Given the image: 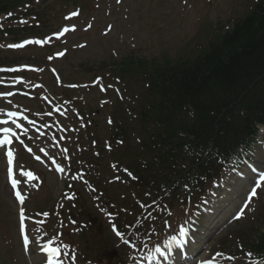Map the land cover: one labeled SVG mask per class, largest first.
I'll use <instances>...</instances> for the list:
<instances>
[{
	"label": "rangeland",
	"instance_id": "obj_1",
	"mask_svg": "<svg viewBox=\"0 0 264 264\" xmlns=\"http://www.w3.org/2000/svg\"><path fill=\"white\" fill-rule=\"evenodd\" d=\"M38 1L40 5H37L36 9L41 11V18L44 21V24L41 26V28H39V30L44 32V34H47L60 26L59 23L62 19V16L67 10L73 9L75 7L73 6V3L77 0ZM87 1H89L91 4L95 2H91V0ZM103 1L105 5L101 7L98 15L93 13V15H96L95 18H87L88 20L82 19L81 22L83 25H81L80 22H77V25L79 26L78 32L75 31V33L69 34L70 36L65 41V44L69 47L68 49L70 52L63 61L61 60L53 63H47L45 60H41L37 61L38 64L36 65L43 67V69H45L44 67L48 66L58 67L60 72L62 71L66 77L70 78L69 82H75L76 80L74 78H77V68L79 72L82 71L81 64L77 60L78 55L86 59V67L91 69L95 68V71L103 74L104 69L113 62L112 55L105 51L107 50V47L120 49L122 52L132 48H142V54L144 56L161 57L162 55L166 54L173 58L178 56L184 57L193 49L195 44L193 34L197 29L195 22L199 18L198 9L202 0H128L131 4L130 20L128 14L125 11H121L116 7L114 4L115 0ZM148 5H152L154 7V11L149 10L147 8ZM25 9L26 8L23 7V10ZM140 17L143 18L140 19ZM85 25H88V28H91L87 32L83 31L81 28V26ZM106 25H113V30L108 35V37L103 40L99 36L103 32V28ZM91 38L94 40L88 46H86L83 51L77 53V51L73 50L75 48L74 44L77 45V42H81L79 46H82L87 39ZM39 52V58L47 55L40 50ZM38 57L37 59H39ZM6 58H9L11 62H13V60L17 61V59L24 60L20 56L0 51V61ZM118 83L121 84V82L114 80L111 86L120 87ZM63 91L64 90H60L53 85V92L55 93L54 96H59L61 93L72 94L67 90L64 92ZM86 93H88L90 101H92L89 106H92L98 110L96 113L98 116L96 115L95 118L97 126L95 127L94 124L93 129H95L101 135L109 133L113 115V110L108 108L112 107V99H109V97H113L115 91L108 89L107 94H101L95 89H88L86 90ZM101 99H109V103L105 105V107L108 109L105 108L104 110L99 108ZM36 101V105H40V101ZM21 105L26 107L29 105V102L23 100ZM83 111L84 110L79 111L75 106L71 105V115L69 119L63 122L67 127H74V134L76 136L78 133H80V128H84V125L81 123L80 114ZM76 116H78V120L76 119ZM77 126L79 128H77ZM87 134L88 133L83 134V141H77L74 139L71 140L69 146H67L68 149L64 150L63 153H58L57 151L53 150L48 152L49 147L44 146V148L47 149L45 150V152H47V159H45V163L48 164L52 162L58 155H61V157L67 162L72 158L76 161H79L81 158H89L93 154L91 148L94 149V147H90V144L87 143ZM37 150L40 151V149ZM41 152H44L42 147ZM261 157V164L264 165V152H262ZM44 167L45 165L34 166V169H36L38 173H43V177H41L42 184L41 180L38 179L34 182H31L30 188L28 189L30 197L25 201L26 204L24 205V208H27V210L30 212H35V210L39 209L53 211V203L55 200L66 199L65 191L67 190L65 189V180L67 179V174L65 175L64 182L62 184V182L58 180L56 176L52 174V172L45 170ZM4 169V162L0 160V264H32L30 261L32 256L27 257L21 248L17 221V209L19 206L14 201L12 193L6 184ZM110 180L113 183L116 182L114 181V176L112 175L110 176ZM70 183H72L74 187L77 186L80 189L81 197H78L79 201L81 203L85 202V205L89 208L91 214L96 216L97 213L95 210L97 209L100 202H96L89 195L87 185L81 181V177L74 178L70 181ZM111 185L115 188L114 189L112 186H110V190L112 192L123 193V189H120V185ZM261 186L262 189L259 196L264 199V182ZM248 187L249 185H246V183H242V189L238 185L236 191L232 190L234 192L231 195L230 202H226V205L229 204L230 209L239 207V205H241L245 199V196L248 192ZM232 191H227L225 195H229ZM76 197L77 195H73V201L67 204L68 210L64 212L66 215H68V212L70 211L74 214V217L77 220V202H75ZM48 199L52 200L47 204L43 203ZM48 215L49 214H46L45 219H43L41 222V225L47 226L40 227L43 232L39 230V239L36 240L34 235L29 236L30 239L33 240V248L36 247L40 240H47L57 236L56 241L63 240L64 243L70 247L71 252H75L79 256L80 249L84 245V241L81 240V237H87L90 234V229L87 226L78 228L74 222L70 221V218H67V227L69 229L68 237H70V241H73V244H71L62 234L55 235L56 233L54 230L56 227L52 224L54 218L51 217L50 219H47ZM257 219L261 222L264 221V210L260 215H257ZM78 220L81 222L84 221V218H81L79 215ZM241 223L243 224V228L240 227L239 223L225 224L222 230H220L211 241L213 242L215 240L212 243V249L218 248L223 241L225 242L224 246H229L230 243H233L237 238H245L246 233L249 230H247L248 228L244 226L245 221H242ZM240 229H245L247 232L239 235L238 232ZM44 231L50 233H45ZM99 231H101L100 234L103 247H117L119 248V251L130 256V252H136L138 250L136 247L137 244H141L144 240L139 235L137 237V244L134 242V245H131L129 249H127L125 245H123L113 234L112 229L105 227V229L99 228ZM144 231H146L145 234L148 232L151 233L149 227H145ZM212 251L213 250H211V252ZM32 253L34 254V252ZM36 255L37 254H35V257ZM206 255L209 254L207 253ZM68 256L71 255L68 254ZM72 259L73 258L71 257L70 262H72ZM74 262L77 264V259Z\"/></svg>",
	"mask_w": 264,
	"mask_h": 264
},
{
	"label": "trees",
	"instance_id": "obj_2",
	"mask_svg": "<svg viewBox=\"0 0 264 264\" xmlns=\"http://www.w3.org/2000/svg\"><path fill=\"white\" fill-rule=\"evenodd\" d=\"M157 83L158 103L153 99L149 105L157 116L164 115L166 129L173 132L179 125L171 135H194L202 153L222 147L213 141L223 136L234 140L231 146L242 144L253 133L254 121H264V16L257 26H243L220 50L192 66L162 74ZM162 143L171 146L169 141ZM154 155L150 169H143L142 163L138 166L149 178L151 172L158 176L170 160L161 148ZM208 170L200 159L195 173L198 184Z\"/></svg>",
	"mask_w": 264,
	"mask_h": 264
},
{
	"label": "snow or ice",
	"instance_id": "obj_3",
	"mask_svg": "<svg viewBox=\"0 0 264 264\" xmlns=\"http://www.w3.org/2000/svg\"><path fill=\"white\" fill-rule=\"evenodd\" d=\"M74 15H75V13H74ZM28 43L40 44L42 42L41 41H35V42L29 41ZM13 47H23V45H14ZM9 115H15V113H9ZM9 131H10V129L5 128V133L6 134ZM7 142H8L7 139L6 140H0V145H3L5 143H7ZM0 150H2V149H0ZM12 159H13V153L11 151H9L7 153V161L6 162L8 164H11L12 163ZM60 170L63 171V169H60ZM29 175H31V173ZM261 181H264V175L261 176ZM16 186H17V182L14 180L13 183H12V187L15 188ZM259 186L260 185L258 183L257 187H259ZM251 195L253 197L257 195L255 189L252 190ZM15 196L20 201L21 205H23L24 197L22 196L21 192L17 191L15 193ZM249 199H251V197H249ZM241 215H243V213H241ZM19 217H20V225H21V229L20 230L23 233L25 231V228H24V218L25 217H24V209L23 208L20 209ZM117 234H119V233H117ZM180 236L183 237V238H186L187 237V232H185L184 230H181ZM172 242L176 245L177 248H179L184 243V240L178 241L176 237H173L172 238ZM24 243H25V246H27L29 244V238H28V236L26 234L24 235ZM54 244H55V241H51L49 244L43 245V248H44V250L47 253L48 264H61V261L59 260V257L61 255V251H60V249L58 247H54L53 246ZM167 247L171 248L172 245L170 244ZM156 251L159 252L161 255H164V252H162L159 248L156 249ZM65 254H67V253H65Z\"/></svg>",
	"mask_w": 264,
	"mask_h": 264
}]
</instances>
